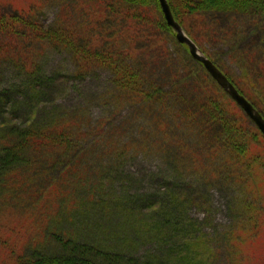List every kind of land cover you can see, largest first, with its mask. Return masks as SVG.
Masks as SVG:
<instances>
[{
  "label": "trees",
  "instance_id": "trees-1",
  "mask_svg": "<svg viewBox=\"0 0 264 264\" xmlns=\"http://www.w3.org/2000/svg\"><path fill=\"white\" fill-rule=\"evenodd\" d=\"M85 2L70 0L67 12L64 10L58 20L47 24L33 7L11 13L0 10V103L11 115L0 118L1 263L79 264L73 256L82 253L86 258L92 255L100 258L92 264H117L116 258L121 254L117 248L79 238L80 231L87 232L88 228L83 227L87 224L83 223L86 217H78L97 212L96 202L100 204L99 209L110 205L107 184H111L117 170L116 158L112 157L106 166L102 165L109 179L91 174L97 170L90 158L86 159L89 148L85 143L99 124L94 122L86 129L80 125L78 131L83 133H77L75 125L82 115L78 109L50 111L46 116L39 113L41 105L33 99L37 96L34 92H42L43 86L47 89L48 82L53 85L56 78L51 77L65 67L70 74L96 67L109 71L110 83L114 91L119 92L116 94L134 97L139 105L149 109L158 118L157 124L167 128L165 140L177 147L178 141L184 140L170 136L171 125L181 128L185 124L191 130L197 129L201 141L192 146L207 151L212 165L209 176L233 178L241 187L237 207L241 210L243 225L249 220L253 222L254 218L260 219L264 210L260 196L264 192V178L259 173L260 169L264 171V135L229 92L213 79L204 64L191 55L189 46L178 41L175 30L166 21L160 0ZM169 3L185 32L264 115V46L257 50V53L262 52L259 57L243 56L239 64L241 72L236 74L210 56L201 44L206 31L221 28L223 17L249 15L258 23L264 22V0H169ZM169 36L186 48L202 71L199 78L182 76V89L166 90L161 84L146 79L137 62L138 58L142 60L138 56H143V50L168 51ZM260 40L264 43V33ZM241 49L245 55V48ZM57 52L67 54L69 60L48 68L44 59ZM27 111L30 116L25 119ZM185 149L173 152L172 158L178 161V154H184ZM193 157L192 163L201 159L200 153ZM194 164L202 166V163ZM176 180L171 186L170 182L166 183L165 190L156 192L159 196L156 206L161 212L156 220L160 224L158 229L171 239L174 231L180 232L179 227L184 226L188 215L185 206L184 210L180 206L187 198L179 200L173 192L177 189L184 192L187 180ZM133 197L136 199V195L130 196L122 203H132ZM63 219L67 220L62 222ZM67 221H73L72 227L58 226ZM260 231L253 234L248 230L250 235H245L241 241L256 237ZM187 232L184 235L188 237ZM49 239L68 249L69 254L45 252L38 256ZM122 257L124 264H164L165 261L155 255L152 258L145 255L142 261L129 253Z\"/></svg>",
  "mask_w": 264,
  "mask_h": 264
},
{
  "label": "rangeland",
  "instance_id": "rangeland-1",
  "mask_svg": "<svg viewBox=\"0 0 264 264\" xmlns=\"http://www.w3.org/2000/svg\"><path fill=\"white\" fill-rule=\"evenodd\" d=\"M69 1L0 0V10L11 13L33 7L37 16L47 24L58 20L64 10L67 12ZM82 2L86 3L85 0H81ZM222 20L221 28L205 32L207 35L201 44L210 56L216 57L231 73L239 74L243 56L254 54L259 57L262 53H257V50H262L264 46L260 40L264 33V22L258 23L249 15L223 17ZM167 39L170 46L168 51L143 50V56H138L142 60L138 58L137 62L146 79L161 84L166 90L172 87L182 89V76L199 78L202 71L183 45L170 36ZM243 47L245 55L240 52ZM68 60L67 54L57 52L43 62L48 68H52ZM53 78H56L53 85L48 82L47 89L43 86L42 92H34L37 96L33 99L37 100L38 106L41 105L39 113H46L47 116L50 111L60 113L69 107L78 109L82 115L80 122L75 125L77 133H83L78 131L80 125L86 129L94 122L99 124L85 143L86 148H89L86 159L90 158L97 170L91 174L109 179L102 165L106 166L110 158H116L117 170L110 180L111 184H107L106 191V196L111 197L110 205L99 209L100 204L96 202L97 212L77 216L86 217L83 223L87 224L83 227L88 228L87 232L80 231L79 238L101 242L103 247L117 248L121 253L116 258L117 264H124L122 254L128 253L135 255L140 261L144 260L145 255L150 258L154 255L161 256L165 260L164 264L168 261L174 264H264V210L260 219L256 221L254 218L253 222L249 220L243 225L241 210L237 207V195L241 187L233 178L229 180L220 178L219 175L214 179L209 176L212 165L208 161L207 151L192 146L194 142L199 144L201 141L197 129L191 130L185 124L181 128L171 125L170 136H177L184 141H178V147L167 142L164 132L167 128H161L157 124L158 118L149 109L139 105L134 97L117 95L119 92L114 91L110 83V72L104 68L96 67L80 74H70L68 67H65L61 72H56L51 77ZM46 83L47 81L44 85ZM4 107L0 103V118L4 115L11 116L5 112ZM28 116L29 112H24V118L28 119ZM182 148H186L184 154L177 153L178 161H175L171 154ZM196 153H200L201 159H195L193 163H202V166L191 162ZM121 170L124 172L121 173ZM262 172L264 171L260 169L259 173L264 178ZM166 177L170 181H165ZM177 178H185L188 183L185 193L182 189L173 190L179 200L187 198L180 206L183 207L182 210L185 206L188 215L184 218L185 228L179 227L181 233L174 231L171 239L158 229L160 224L156 220L161 212L156 206L159 200L156 192L167 188L166 183L170 182L171 186ZM195 179L198 181H193ZM135 195L136 199L133 197V202L128 203L129 205L122 203ZM260 196L264 206V192ZM62 222L58 226L65 228V224L68 228L72 227L73 221ZM252 227L254 231H251ZM243 229L247 232L242 233ZM248 230L253 234L261 230V233L252 239L241 241L242 237L250 235ZM186 232L190 239L185 236ZM45 252L64 256L70 251L49 239L37 255H45ZM86 257L82 253L73 256L79 264H92L95 260H100L94 255ZM1 262L0 257V264H4Z\"/></svg>",
  "mask_w": 264,
  "mask_h": 264
},
{
  "label": "water",
  "instance_id": "water-1",
  "mask_svg": "<svg viewBox=\"0 0 264 264\" xmlns=\"http://www.w3.org/2000/svg\"><path fill=\"white\" fill-rule=\"evenodd\" d=\"M161 9L165 14L166 21L175 30L176 37L179 42L185 43L189 46L190 53L193 57L204 64L213 79H216L218 83L227 90L231 97L237 102L248 114L250 118L258 125L264 135V115L255 107L252 101H249L246 96L236 88L227 74L218 67L214 60H212L199 45L193 40V38L185 32L182 24L175 19L173 10L171 9L169 0H160Z\"/></svg>",
  "mask_w": 264,
  "mask_h": 264
}]
</instances>
